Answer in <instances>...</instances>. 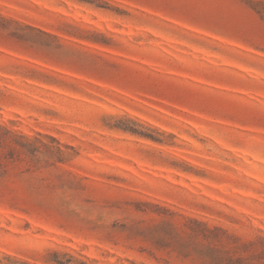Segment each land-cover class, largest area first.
Returning a JSON list of instances; mask_svg holds the SVG:
<instances>
[{
	"label": "rangeland",
	"instance_id": "1",
	"mask_svg": "<svg viewBox=\"0 0 264 264\" xmlns=\"http://www.w3.org/2000/svg\"><path fill=\"white\" fill-rule=\"evenodd\" d=\"M0 264H264V0H0Z\"/></svg>",
	"mask_w": 264,
	"mask_h": 264
}]
</instances>
